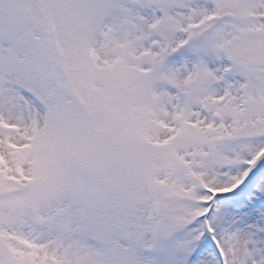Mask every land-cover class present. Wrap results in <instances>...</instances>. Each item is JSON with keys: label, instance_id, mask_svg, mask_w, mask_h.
Wrapping results in <instances>:
<instances>
[{"label": "snow or ice", "instance_id": "1", "mask_svg": "<svg viewBox=\"0 0 264 264\" xmlns=\"http://www.w3.org/2000/svg\"><path fill=\"white\" fill-rule=\"evenodd\" d=\"M0 264H264V0H0Z\"/></svg>", "mask_w": 264, "mask_h": 264}]
</instances>
